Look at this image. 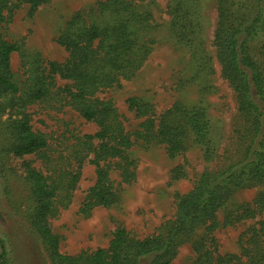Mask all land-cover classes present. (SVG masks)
<instances>
[{
	"label": "trees",
	"instance_id": "obj_1",
	"mask_svg": "<svg viewBox=\"0 0 264 264\" xmlns=\"http://www.w3.org/2000/svg\"><path fill=\"white\" fill-rule=\"evenodd\" d=\"M49 1L18 3H28L34 11ZM250 1L248 14L241 15L232 12L225 0H217L212 40L220 74L233 90L242 118L238 158L222 163L220 171L212 175L203 174L177 201L173 217L150 234L137 237L117 226L105 247L76 255L59 251V236L49 219L70 203L85 162L93 165L95 178L79 207L83 214L97 206L113 205L119 186L134 180L135 160L129 155L134 146L162 144L173 157L198 144L204 150L203 158L211 159L217 146L212 120L199 104L175 101L157 113L151 103L131 96L126 99L127 107L141 121L136 128L126 129L114 104L97 95L131 79L146 62L155 28L146 0H97L87 9L76 10L56 38L66 51L65 59L50 61L21 52V76L10 67L11 53L19 51V45L0 38V116L7 115L0 120L3 147L18 158L33 153L47 157L43 170L23 162L22 181L28 191L24 217L51 264H169L178 244L190 239L199 226H205L206 234L193 240L191 264H264V193L223 217L226 225L254 220L239 234L237 253H220L211 235L218 224L217 210L229 193L252 182H264V10L261 0ZM11 4V0H0V22ZM198 6V0H175L170 12L173 34L189 46L197 30L186 18L188 8L195 11ZM256 38L257 57L250 48ZM192 55L199 77L200 69L208 66L201 44L193 48ZM34 104L55 111L68 106L97 129L74 136L71 143L63 139L56 146H62L61 150L52 149L47 135L31 124L28 108ZM112 170L118 171L117 184L110 177ZM7 260L0 239V264H8Z\"/></svg>",
	"mask_w": 264,
	"mask_h": 264
},
{
	"label": "rangeland",
	"instance_id": "obj_2",
	"mask_svg": "<svg viewBox=\"0 0 264 264\" xmlns=\"http://www.w3.org/2000/svg\"><path fill=\"white\" fill-rule=\"evenodd\" d=\"M96 1L50 0L30 11L28 3L11 0L10 9L5 11V19L0 22V38L15 42L20 47L19 51L11 53L12 71L22 75L21 52L62 62L67 54L56 38L66 20L76 10L87 9ZM146 1L155 22L152 32L154 44L146 62L131 79L121 80L119 86L97 95L114 104L123 116L126 129L136 128L141 121L127 107L126 99L131 96L151 103L157 113L175 101L202 105L212 120L217 137L216 152L211 159H204L203 148L191 144L184 152L171 157L162 144L134 146L129 151L130 157L135 160L134 180L119 186L118 200L113 205L97 206L83 214L79 212V207L95 178L93 165L85 162L70 203L58 209L49 219L52 231L59 236L58 249L61 253L76 255L105 247L117 226H123L137 237L150 234L164 220L173 217L177 201L203 174L212 175L220 171L222 163L234 161L240 155L241 142L237 135L242 129V118L237 111L235 94L220 74L212 44L218 20L217 0H198L197 10L188 8L186 18L197 30L190 46L178 40L171 30L170 12L175 0ZM225 1L232 12L241 15L248 14L250 2H253ZM261 10H264V0H261ZM200 44L208 66L200 69L199 77H196L197 64L192 52ZM257 44L258 38L252 41L250 47L255 57L258 56ZM58 83L62 84V81ZM28 111L33 128L47 135L52 149L61 150L62 146H56L63 139L71 143L74 136L92 134L97 129L93 122L85 121L68 106L55 111L53 107L34 104ZM6 117L3 114L0 120ZM45 158L34 153L21 158L7 153L0 133V239L6 248L8 264H51L48 253L24 217L28 191L22 181L23 162L28 161L43 170L47 163ZM110 177L117 184L118 171L112 170ZM262 193L264 182H252L233 189L220 205L216 213L218 224L211 232L220 253H237L239 234L254 223V220H246L226 225L223 224L225 214ZM261 215L264 217V213ZM205 234V226L197 227L190 239L178 244L177 253L169 264H191L194 257L192 242Z\"/></svg>",
	"mask_w": 264,
	"mask_h": 264
}]
</instances>
